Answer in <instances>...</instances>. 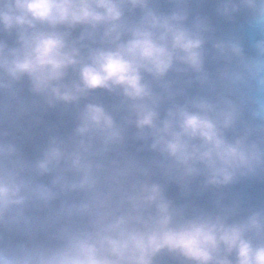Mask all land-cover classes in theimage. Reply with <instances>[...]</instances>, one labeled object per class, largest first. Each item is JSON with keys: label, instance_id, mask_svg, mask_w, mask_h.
<instances>
[{"label": "clouds", "instance_id": "obj_1", "mask_svg": "<svg viewBox=\"0 0 264 264\" xmlns=\"http://www.w3.org/2000/svg\"><path fill=\"white\" fill-rule=\"evenodd\" d=\"M256 187L264 0H0V264H264Z\"/></svg>", "mask_w": 264, "mask_h": 264}, {"label": "water", "instance_id": "obj_2", "mask_svg": "<svg viewBox=\"0 0 264 264\" xmlns=\"http://www.w3.org/2000/svg\"><path fill=\"white\" fill-rule=\"evenodd\" d=\"M101 99L107 102L110 98L108 97L107 93H100L99 94ZM73 115L72 114H65L63 117L60 116L59 110H50V115L48 116V120L51 124L58 123L61 119L68 123L69 127L71 126V123L73 121ZM63 130V129H62ZM46 139V135H45ZM251 194L255 197V201L258 202L261 198H264V191H262L259 187H256L254 189H251Z\"/></svg>", "mask_w": 264, "mask_h": 264}]
</instances>
